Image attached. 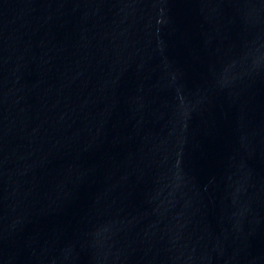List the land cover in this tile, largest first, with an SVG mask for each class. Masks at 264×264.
I'll use <instances>...</instances> for the list:
<instances>
[{"label":"water","instance_id":"obj_1","mask_svg":"<svg viewBox=\"0 0 264 264\" xmlns=\"http://www.w3.org/2000/svg\"><path fill=\"white\" fill-rule=\"evenodd\" d=\"M0 264H264V0H0Z\"/></svg>","mask_w":264,"mask_h":264}]
</instances>
